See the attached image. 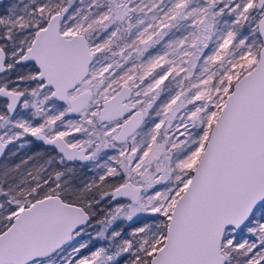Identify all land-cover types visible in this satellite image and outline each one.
Instances as JSON below:
<instances>
[{
    "label": "snow or ice",
    "instance_id": "obj_1",
    "mask_svg": "<svg viewBox=\"0 0 264 264\" xmlns=\"http://www.w3.org/2000/svg\"><path fill=\"white\" fill-rule=\"evenodd\" d=\"M0 264H264V0H10Z\"/></svg>",
    "mask_w": 264,
    "mask_h": 264
},
{
    "label": "rangeland",
    "instance_id": "obj_2",
    "mask_svg": "<svg viewBox=\"0 0 264 264\" xmlns=\"http://www.w3.org/2000/svg\"><path fill=\"white\" fill-rule=\"evenodd\" d=\"M10 2V0H5L2 4H0V13L3 12L6 5Z\"/></svg>",
    "mask_w": 264,
    "mask_h": 264
},
{
    "label": "flooded vegetation",
    "instance_id": "obj_3",
    "mask_svg": "<svg viewBox=\"0 0 264 264\" xmlns=\"http://www.w3.org/2000/svg\"><path fill=\"white\" fill-rule=\"evenodd\" d=\"M5 0H3L2 2H0V4H2ZM37 150H42V149H37Z\"/></svg>",
    "mask_w": 264,
    "mask_h": 264
},
{
    "label": "water",
    "instance_id": "obj_4",
    "mask_svg": "<svg viewBox=\"0 0 264 264\" xmlns=\"http://www.w3.org/2000/svg\"><path fill=\"white\" fill-rule=\"evenodd\" d=\"M3 0H0V2H2Z\"/></svg>",
    "mask_w": 264,
    "mask_h": 264
}]
</instances>
